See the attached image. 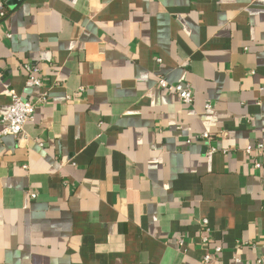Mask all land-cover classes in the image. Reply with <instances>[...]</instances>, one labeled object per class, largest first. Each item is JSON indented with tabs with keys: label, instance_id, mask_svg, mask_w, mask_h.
<instances>
[{
	"label": "crops",
	"instance_id": "0c3cea01",
	"mask_svg": "<svg viewBox=\"0 0 264 264\" xmlns=\"http://www.w3.org/2000/svg\"><path fill=\"white\" fill-rule=\"evenodd\" d=\"M1 1L0 264L264 258V0Z\"/></svg>",
	"mask_w": 264,
	"mask_h": 264
},
{
	"label": "built area",
	"instance_id": "2783aa9c",
	"mask_svg": "<svg viewBox=\"0 0 264 264\" xmlns=\"http://www.w3.org/2000/svg\"><path fill=\"white\" fill-rule=\"evenodd\" d=\"M5 16V5L4 2L0 0V18ZM27 70V81L28 85L39 86L40 78L37 76V69L32 65L25 66ZM158 84L161 89H165L175 93L183 104L189 105L192 103V93L188 84H170L165 79L159 78ZM44 98H38L34 101L23 100L17 93L10 91V106L6 112H0V135H19L23 132L24 125L32 119V114L37 103L43 101ZM209 106L207 105L206 108ZM202 138L207 139L208 134L204 132ZM247 153L256 152V154L264 153V141L258 142L253 146H247L245 148ZM259 164L255 163V167ZM201 225L206 227L207 220H202ZM215 252L220 251L217 247ZM213 254L206 253L201 261V264H209L212 260ZM264 258H258L254 264H262Z\"/></svg>",
	"mask_w": 264,
	"mask_h": 264
},
{
	"label": "water",
	"instance_id": "95a60500",
	"mask_svg": "<svg viewBox=\"0 0 264 264\" xmlns=\"http://www.w3.org/2000/svg\"><path fill=\"white\" fill-rule=\"evenodd\" d=\"M19 2L20 0H7L6 5L9 9H14L18 5Z\"/></svg>",
	"mask_w": 264,
	"mask_h": 264
},
{
	"label": "trees",
	"instance_id": "16d2710c",
	"mask_svg": "<svg viewBox=\"0 0 264 264\" xmlns=\"http://www.w3.org/2000/svg\"><path fill=\"white\" fill-rule=\"evenodd\" d=\"M5 13H7V10L5 9Z\"/></svg>",
	"mask_w": 264,
	"mask_h": 264
}]
</instances>
